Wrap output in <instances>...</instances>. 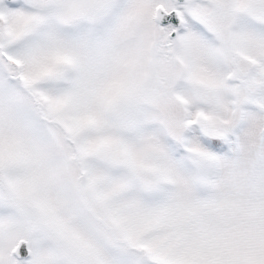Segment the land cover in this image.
I'll use <instances>...</instances> for the list:
<instances>
[{
	"label": "snow or ice",
	"instance_id": "1",
	"mask_svg": "<svg viewBox=\"0 0 264 264\" xmlns=\"http://www.w3.org/2000/svg\"><path fill=\"white\" fill-rule=\"evenodd\" d=\"M0 264H264V0H0Z\"/></svg>",
	"mask_w": 264,
	"mask_h": 264
}]
</instances>
